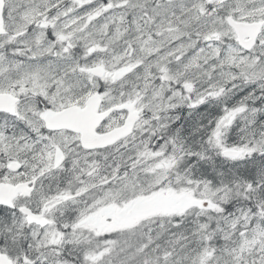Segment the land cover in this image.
Returning a JSON list of instances; mask_svg holds the SVG:
<instances>
[{"label":"snow or ice","instance_id":"1","mask_svg":"<svg viewBox=\"0 0 264 264\" xmlns=\"http://www.w3.org/2000/svg\"><path fill=\"white\" fill-rule=\"evenodd\" d=\"M0 264H264V0H0Z\"/></svg>","mask_w":264,"mask_h":264}]
</instances>
